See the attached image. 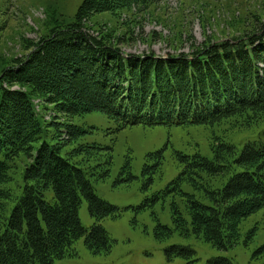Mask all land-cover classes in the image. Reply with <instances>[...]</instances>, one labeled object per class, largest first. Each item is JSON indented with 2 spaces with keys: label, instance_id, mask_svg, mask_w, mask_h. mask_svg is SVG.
<instances>
[{
  "label": "trees",
  "instance_id": "16d2710c",
  "mask_svg": "<svg viewBox=\"0 0 264 264\" xmlns=\"http://www.w3.org/2000/svg\"><path fill=\"white\" fill-rule=\"evenodd\" d=\"M159 1L82 0L71 22L47 12L48 30L29 40L24 54H0V264H53L72 253L80 238L92 253L111 250L112 240L100 222L120 212L95 194L89 177L105 178L112 158L108 154L102 164L84 168L61 155L84 132L72 122L74 117L101 111L117 130L137 124L212 126L223 121L244 127L264 118V31L207 44L190 55L157 57L125 54L104 25L88 24L95 15L118 17ZM35 100L53 112L50 120L40 119ZM50 125L58 141L34 146ZM95 146L79 144L78 151ZM211 148L213 159L175 152L181 171L169 190L183 196L189 219L173 205V221L181 234L192 233L226 249L238 241L242 220L264 206V143H246L237 154L233 145L216 138ZM22 155L28 162L21 182L13 185L11 172ZM149 156L158 158L154 167L160 165L161 151ZM124 167L128 172L129 162ZM149 169L145 166L144 172ZM215 177L226 180L212 187L209 181ZM185 181L201 188L208 203L184 192ZM83 200L93 219L88 229L78 215ZM171 233L160 224L154 231L159 240ZM254 234L255 228L244 245ZM164 252L168 262L175 257L190 262L195 254L178 245ZM205 264L234 263L213 257Z\"/></svg>",
  "mask_w": 264,
  "mask_h": 264
},
{
  "label": "rangeland",
  "instance_id": "374dc122",
  "mask_svg": "<svg viewBox=\"0 0 264 264\" xmlns=\"http://www.w3.org/2000/svg\"><path fill=\"white\" fill-rule=\"evenodd\" d=\"M82 0H0V54L7 57L20 56L26 52L29 40H38L48 29L47 12L55 18L71 22ZM135 7L120 16L95 15L88 24L104 25V32L111 33V40L125 54H154L167 57L178 53L190 55L192 50L207 44L231 41L246 33L263 35L264 0H160L150 8ZM96 29V28H95ZM97 36V32L88 30ZM118 39V40H117ZM38 104L40 119L50 120L53 112ZM49 106V105H47ZM54 120H62V117ZM72 122L84 131L78 139L64 146L61 155L71 162L88 168L102 164L111 155L108 175L101 179L96 174L89 177L95 194L116 207L120 216L101 220L112 247L107 253H92L83 238L72 245V253L53 264H205L213 257H225L234 264H264V206L242 220L238 241L226 249H218L194 234L183 235L173 221V205L188 220L183 196L170 183L177 177L181 167L175 152L192 155L198 152L213 159L211 148L216 138L231 144L239 154L249 142L264 143V118L244 127H230L223 121L214 125L147 126L137 124L116 129L115 123L101 111H92L73 118ZM42 141L56 143L53 126H46ZM79 144L96 148L78 151ZM161 151L160 165L154 167L158 158L149 156ZM25 156L15 161L12 169L14 181L21 182ZM129 162L127 172L124 167ZM145 166L150 167L144 172ZM226 178L210 179L212 187H220ZM184 192L193 194L208 203L201 188L189 182L181 186ZM46 196L51 197L47 192ZM78 215L86 229L93 224L87 203L82 201ZM172 230L169 237L157 239V225ZM255 228V234L247 245L246 235ZM171 245L190 247L195 251L193 261L175 257L167 261L165 249Z\"/></svg>",
  "mask_w": 264,
  "mask_h": 264
}]
</instances>
